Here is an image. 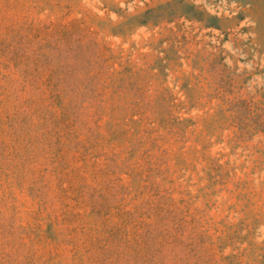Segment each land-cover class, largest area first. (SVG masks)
<instances>
[{"label":"rangeland","instance_id":"1","mask_svg":"<svg viewBox=\"0 0 264 264\" xmlns=\"http://www.w3.org/2000/svg\"><path fill=\"white\" fill-rule=\"evenodd\" d=\"M0 264H264V0H0Z\"/></svg>","mask_w":264,"mask_h":264}]
</instances>
